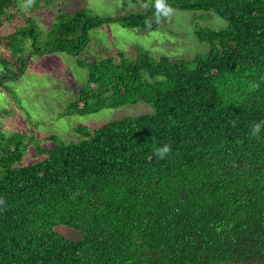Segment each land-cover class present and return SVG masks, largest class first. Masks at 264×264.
Here are the masks:
<instances>
[{"label":"trees","instance_id":"trees-1","mask_svg":"<svg viewBox=\"0 0 264 264\" xmlns=\"http://www.w3.org/2000/svg\"><path fill=\"white\" fill-rule=\"evenodd\" d=\"M54 3L0 0V85L31 55L78 56L90 30L130 18L59 4L40 31ZM158 3L213 10L227 25L197 31L209 50L192 59L138 49L83 64L87 83L64 114L138 102L152 113L35 146L0 124V264H264V133L248 135L264 119V0H149L137 20L157 24ZM162 143L165 159L152 153Z\"/></svg>","mask_w":264,"mask_h":264},{"label":"rangeland","instance_id":"rangeland-1","mask_svg":"<svg viewBox=\"0 0 264 264\" xmlns=\"http://www.w3.org/2000/svg\"><path fill=\"white\" fill-rule=\"evenodd\" d=\"M53 1L55 3L45 8L43 15L37 18L40 31H45L54 20L59 4L67 10L85 7L89 10L87 14L101 19L124 16L130 18L104 22L90 30L89 45L78 56L57 50L31 55L19 74L17 69L14 72L5 69L6 75L16 72L17 76L14 77L13 74L9 77L13 79L0 85V124L7 135L15 132L29 134L34 138L35 142L31 144L33 146L40 145L41 140L49 135L63 141L76 142L80 136L75 129L80 126L91 128L113 120L153 112L149 104L138 102L104 108L86 115H65L69 104L78 98V90L87 83L88 70L83 64L104 59L116 52H122L126 58L134 59L138 49L153 58L165 56L170 59H192L205 55L209 50V45L197 38V31L220 29L227 25L226 20L213 10H183L176 7L163 14V19L160 18L154 26L149 24L153 14L147 19L141 17L140 23L137 17L149 0ZM148 9L149 5L145 12ZM17 10L23 12L20 8ZM36 15L34 13L33 17ZM126 24L134 27H127ZM2 59L8 63L16 62L8 57ZM20 63L19 60L17 64ZM33 151L30 148L26 155L29 156Z\"/></svg>","mask_w":264,"mask_h":264},{"label":"clouds","instance_id":"clouds-1","mask_svg":"<svg viewBox=\"0 0 264 264\" xmlns=\"http://www.w3.org/2000/svg\"><path fill=\"white\" fill-rule=\"evenodd\" d=\"M157 8L161 11H164L165 13L170 11V9L163 8V6L159 3L157 4ZM256 86L257 85L255 84L250 85L251 88H255ZM262 133H264V119L252 121L248 127V135L250 137L259 139ZM171 151L172 148L169 143H162L152 148L153 155L159 159L167 158ZM0 203H3V201H0Z\"/></svg>","mask_w":264,"mask_h":264}]
</instances>
